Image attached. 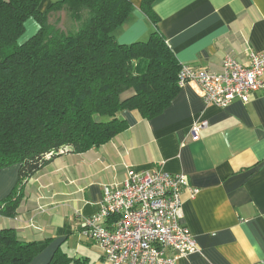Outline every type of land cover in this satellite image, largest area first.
<instances>
[{"label":"crops","instance_id":"crops-1","mask_svg":"<svg viewBox=\"0 0 264 264\" xmlns=\"http://www.w3.org/2000/svg\"><path fill=\"white\" fill-rule=\"evenodd\" d=\"M57 1L42 0L40 11ZM130 1L134 11L116 32L121 44L146 41L157 28L182 65L211 72L222 70L227 54L247 61L249 52H264V0H156L157 27L142 13V0ZM38 30L29 19L22 41ZM122 118L127 131L85 153L58 157L28 181L15 218L0 214V230L13 228L22 241L38 244L31 264H47L57 252L70 264H107L80 227L98 211L104 186L123 183L129 171L186 176L183 224L198 251L176 264H264V93L222 108L207 105L202 89L188 82L156 118L138 111ZM203 121L208 126L194 139L192 129ZM18 172L16 165L0 169V202Z\"/></svg>","mask_w":264,"mask_h":264},{"label":"trees","instance_id":"trees-1","mask_svg":"<svg viewBox=\"0 0 264 264\" xmlns=\"http://www.w3.org/2000/svg\"><path fill=\"white\" fill-rule=\"evenodd\" d=\"M41 2L0 0V169L19 167L15 188L0 202L8 218L17 216L28 181L55 159L127 131L125 113L156 118L182 88V64L160 30L146 41L118 42L117 30L134 11L130 0H61L45 13ZM155 2L142 0L141 11L157 27ZM61 12L79 29L52 25ZM32 18L39 30L21 42ZM39 254L38 244L22 241L15 229L0 230V264H31ZM71 261L57 252L47 264Z\"/></svg>","mask_w":264,"mask_h":264},{"label":"built area","instance_id":"built-area-1","mask_svg":"<svg viewBox=\"0 0 264 264\" xmlns=\"http://www.w3.org/2000/svg\"><path fill=\"white\" fill-rule=\"evenodd\" d=\"M188 82L202 89L207 105L248 103L254 94L264 93V52H249L247 61L227 54L220 72L182 65L179 84ZM207 126V121L196 124L192 137L197 139ZM187 187L182 174L129 171L123 183L104 186L98 211L84 219L80 232L100 246L107 264H176L198 251L194 235L183 224Z\"/></svg>","mask_w":264,"mask_h":264},{"label":"rangeland","instance_id":"rangeland-1","mask_svg":"<svg viewBox=\"0 0 264 264\" xmlns=\"http://www.w3.org/2000/svg\"><path fill=\"white\" fill-rule=\"evenodd\" d=\"M87 13H83V16L85 17ZM51 24L61 28L62 30H74L77 24L72 21L70 14L68 12H61V13H55L52 18H50ZM21 42H23L21 40ZM75 249V246H73Z\"/></svg>","mask_w":264,"mask_h":264}]
</instances>
